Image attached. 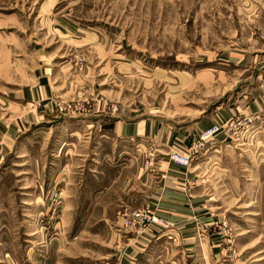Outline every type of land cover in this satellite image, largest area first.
<instances>
[{
    "label": "rangeland",
    "instance_id": "obj_1",
    "mask_svg": "<svg viewBox=\"0 0 264 264\" xmlns=\"http://www.w3.org/2000/svg\"><path fill=\"white\" fill-rule=\"evenodd\" d=\"M0 264H264V0H0Z\"/></svg>",
    "mask_w": 264,
    "mask_h": 264
},
{
    "label": "built area",
    "instance_id": "obj_2",
    "mask_svg": "<svg viewBox=\"0 0 264 264\" xmlns=\"http://www.w3.org/2000/svg\"><path fill=\"white\" fill-rule=\"evenodd\" d=\"M212 130H216V128H213ZM212 130H210V132L206 134V137L212 136L216 132V131H212Z\"/></svg>",
    "mask_w": 264,
    "mask_h": 264
},
{
    "label": "crops",
    "instance_id": "obj_3",
    "mask_svg": "<svg viewBox=\"0 0 264 264\" xmlns=\"http://www.w3.org/2000/svg\"><path fill=\"white\" fill-rule=\"evenodd\" d=\"M114 165L117 166V163H115Z\"/></svg>",
    "mask_w": 264,
    "mask_h": 264
}]
</instances>
